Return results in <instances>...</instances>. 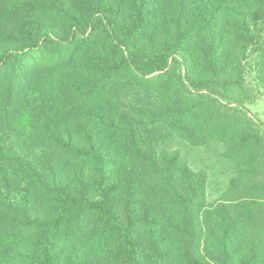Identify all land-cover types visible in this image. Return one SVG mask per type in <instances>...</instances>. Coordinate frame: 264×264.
I'll use <instances>...</instances> for the list:
<instances>
[{
	"label": "trees",
	"instance_id": "16d2710c",
	"mask_svg": "<svg viewBox=\"0 0 264 264\" xmlns=\"http://www.w3.org/2000/svg\"><path fill=\"white\" fill-rule=\"evenodd\" d=\"M237 176L142 144L118 92ZM264 0H0V264H264Z\"/></svg>",
	"mask_w": 264,
	"mask_h": 264
},
{
	"label": "rangeland",
	"instance_id": "374dc122",
	"mask_svg": "<svg viewBox=\"0 0 264 264\" xmlns=\"http://www.w3.org/2000/svg\"><path fill=\"white\" fill-rule=\"evenodd\" d=\"M122 99L121 118L134 126L145 147L178 151L181 158L194 170H206L208 173L207 200L214 202L228 189L237 176V163L227 156V146L213 142L193 146L172 132L164 123H150L146 118L136 115L131 104H144L155 101V96L138 88L125 87L118 92ZM250 112L264 122V96L247 105Z\"/></svg>",
	"mask_w": 264,
	"mask_h": 264
}]
</instances>
